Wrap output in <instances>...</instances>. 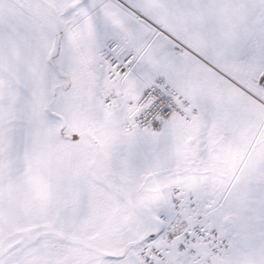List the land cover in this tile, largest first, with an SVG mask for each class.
I'll return each instance as SVG.
<instances>
[{
	"label": "snow or ice",
	"instance_id": "1",
	"mask_svg": "<svg viewBox=\"0 0 264 264\" xmlns=\"http://www.w3.org/2000/svg\"><path fill=\"white\" fill-rule=\"evenodd\" d=\"M0 264H264V0H0Z\"/></svg>",
	"mask_w": 264,
	"mask_h": 264
}]
</instances>
